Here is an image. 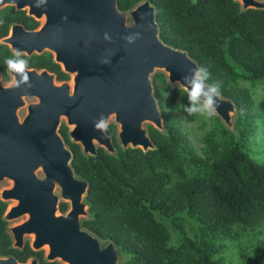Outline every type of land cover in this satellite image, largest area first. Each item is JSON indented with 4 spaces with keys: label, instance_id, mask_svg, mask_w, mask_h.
Here are the masks:
<instances>
[{
    "label": "water",
    "instance_id": "water-1",
    "mask_svg": "<svg viewBox=\"0 0 264 264\" xmlns=\"http://www.w3.org/2000/svg\"><path fill=\"white\" fill-rule=\"evenodd\" d=\"M231 1L241 12L264 11V0ZM5 6L16 11L26 8L34 18H43L35 33L11 26L12 35L18 37L15 51L23 49L24 36L39 43L43 35L45 48L71 77V83L54 85L50 75L28 72L31 87L16 88L13 73L12 84L0 87V181L9 182L0 196L12 202L1 220H19L5 228L11 248L20 250L23 237H31L30 249L45 248L47 263L120 264L112 242L101 244L80 226L81 219L89 217L83 201L87 183L70 166L72 154L58 134L60 120L83 156L94 157L95 145L115 154L105 131L94 129L100 116L117 127L115 138L122 150L152 151L143 124L163 129L150 75L158 70L169 85L184 91L179 82L198 66L186 52L159 40L149 0H141L126 13L118 10L117 0H0V9ZM135 34L139 38L129 44L125 37ZM27 97L35 101L26 104ZM218 105L214 116L230 131L234 104L220 96ZM21 109L24 114L18 117ZM58 201L67 204L64 213L57 212ZM0 264L23 263L6 256L0 257ZM24 264L37 261L30 258Z\"/></svg>",
    "mask_w": 264,
    "mask_h": 264
},
{
    "label": "trees",
    "instance_id": "trees-1",
    "mask_svg": "<svg viewBox=\"0 0 264 264\" xmlns=\"http://www.w3.org/2000/svg\"><path fill=\"white\" fill-rule=\"evenodd\" d=\"M131 2L117 0L118 10L128 11L135 5ZM149 2L159 40L207 68L208 83L218 82L220 96L233 102L237 136L222 125L220 138L227 140L221 139V146L212 137L205 139L201 158L172 121L161 116L162 132L146 129L152 151L122 150L117 145L114 155L99 148L89 157L70 144V166L87 183L89 217L80 226L112 242L121 264H222L212 259L214 240L229 238L232 227L253 229L264 222V164L243 150L251 100L237 86V81L264 83V11L241 12L231 0ZM17 20L11 8L0 10V36ZM154 79L163 82L162 74ZM153 95L160 99L161 91ZM65 129L60 126L58 132L67 143ZM115 129L109 124L105 131L113 146ZM170 175L176 181L171 183ZM64 209L61 204L59 210ZM2 210L0 204V216ZM4 227L0 220V257L12 255L24 262L31 251L9 249ZM37 257L39 264H58ZM249 264H264V256Z\"/></svg>",
    "mask_w": 264,
    "mask_h": 264
},
{
    "label": "rangeland",
    "instance_id": "rangeland-1",
    "mask_svg": "<svg viewBox=\"0 0 264 264\" xmlns=\"http://www.w3.org/2000/svg\"><path fill=\"white\" fill-rule=\"evenodd\" d=\"M131 1V3L136 4L141 0ZM122 12L126 13L127 11ZM157 74H162L163 82L154 79L155 75ZM149 81L153 93L155 90L161 91V98H155L160 116H167L172 121V124L176 126L189 141L194 153L197 156L203 158V141L212 137L210 138L211 141L214 143H219L222 139L220 138L219 132V130L222 128V124L214 115L211 117L200 114L192 116L187 115L183 111V106L187 105V96L185 92L179 89L177 85H169L166 82L165 75L162 72L154 70V72L150 75ZM69 83H71V81ZM237 86L245 90L251 100L249 126L242 142L243 150L253 161L258 164H264V83L237 81ZM22 114V110H19L17 113L18 117H22ZM234 119L235 115H233L231 120L232 129L230 131L232 135L236 137L237 132L233 127ZM109 124H113L111 119L107 121V125ZM60 126H64L66 128L65 134H67L69 128L65 126L64 119L60 120ZM148 126L150 125L147 123L143 124L144 129H147ZM115 128V130H117L116 126ZM66 139L67 143L64 142V144L68 149L72 143L67 136ZM225 139L227 140L226 137L222 140ZM220 143L222 146V141ZM117 145L118 144L114 142V151L119 150ZM95 148L96 150L99 149L96 145ZM37 176L40 177V174H37ZM170 181L171 183L176 181L173 175H170ZM8 185V181H3V183L0 184L2 187H8ZM84 197L83 201H85ZM8 204L12 205V202H9ZM82 220L84 219H81V221ZM18 222L19 220H16L9 222L8 224L13 225ZM24 240L27 241V243H30L31 237H25ZM98 240L101 244L107 242L100 239ZM214 249L215 251L212 259L214 261H221L222 264H249V262H257L262 256H264V222L253 229L232 227L229 232V238L222 237L214 240ZM41 252L44 256L46 249L42 248ZM117 254L120 258L118 250ZM119 263L121 264V259Z\"/></svg>",
    "mask_w": 264,
    "mask_h": 264
},
{
    "label": "flooded vegetation",
    "instance_id": "flooded-vegetation-1",
    "mask_svg": "<svg viewBox=\"0 0 264 264\" xmlns=\"http://www.w3.org/2000/svg\"><path fill=\"white\" fill-rule=\"evenodd\" d=\"M3 8H11L12 11L14 12V14L18 18L17 21L10 22L7 25L5 34L0 36V87H8L13 82V72H11L8 69L5 61H6V59L11 58L14 55V53L16 52L15 49L18 48V37L15 35H12V32L10 31L11 26L16 25L19 28H21V30L25 33H35V32H38L40 30L41 26L43 25V18L42 17L41 18H34L32 15L28 14V10L26 8L23 10H20V11H16L14 9V7H12V6H5ZM2 9H0V10H2ZM14 32H17V30H15ZM38 41H39V43H36L32 39L31 35H26L23 38L24 46L20 52L23 54V58L28 61L27 72H34L36 74L45 73L47 75H50L51 79H52V83L54 85H58L61 83H69L71 80V77L68 74L64 73L61 70L60 65L54 61V53L52 52V50L45 48V46H44L45 42H44L43 35L39 36ZM34 101L35 100L32 97L25 98L26 104L33 103ZM21 110L23 111V109H21ZM23 114H24V112H23ZM58 131H59V129H58ZM58 134H59V132H58ZM3 181H6V180L0 181V184L3 183ZM6 188L7 187H5V186L4 187L0 186V195H1V192ZM54 193H56V191H54ZM9 202H11V201L2 200L1 196H0V204L3 206V210H2V213L0 216V220L3 217L4 213L6 212L7 208L10 206L8 204ZM61 204L65 205V209L62 212L59 210V206ZM66 210H67V204L64 202L58 201L57 202V212L58 213H64ZM13 225H9L8 223H5V227H4V231L7 234L9 241H10L9 249H12L11 248L12 242H11L10 236L7 233L5 228H7L8 226H13ZM24 238L25 237H23L22 248L20 250H15V249H12V250L16 251V252H23L24 249L27 247L31 251L32 255L29 256L28 258H26V260L22 263H25L30 258H35L37 261V264H39L37 254H40L41 258L43 259V257H44L43 253L41 252V250H38V251L31 250L30 246H29L30 243H27V241H25ZM10 256H12V255H10ZM45 263H47V262H45ZM50 263H53V262H50ZM56 263H58V262H56ZM58 264H60V263H58Z\"/></svg>",
    "mask_w": 264,
    "mask_h": 264
},
{
    "label": "clouds",
    "instance_id": "clouds-1",
    "mask_svg": "<svg viewBox=\"0 0 264 264\" xmlns=\"http://www.w3.org/2000/svg\"><path fill=\"white\" fill-rule=\"evenodd\" d=\"M139 38V34L125 37L126 41L131 44L135 39ZM105 39H109L106 35ZM8 69L17 74L15 83L16 88L25 85L31 87L30 77L27 72L28 61L23 58V54L17 50L11 58L5 61ZM210 73L205 67H194L189 70V74L185 75L180 81L181 87L187 96V105L183 106V111L189 115L200 114L211 117L216 114L218 109V98L221 95L220 84L218 82L208 83ZM94 129L104 132L107 130V120L104 116H100L94 121Z\"/></svg>",
    "mask_w": 264,
    "mask_h": 264
}]
</instances>
